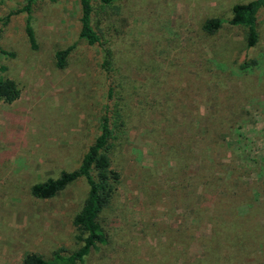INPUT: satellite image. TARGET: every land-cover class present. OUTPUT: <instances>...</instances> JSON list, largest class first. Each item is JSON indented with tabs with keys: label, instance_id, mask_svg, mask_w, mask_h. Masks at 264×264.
Listing matches in <instances>:
<instances>
[{
	"label": "rangeland",
	"instance_id": "obj_1",
	"mask_svg": "<svg viewBox=\"0 0 264 264\" xmlns=\"http://www.w3.org/2000/svg\"><path fill=\"white\" fill-rule=\"evenodd\" d=\"M248 1L93 0L91 24L113 55L111 98L104 46L79 36V0L32 1L36 49L25 11L0 22V77L20 89L0 101V264L79 248L85 179L50 198L31 186L76 169L116 101L121 177L100 214L108 242L82 264H264V7L252 47L243 27L202 29ZM25 3L0 0V17Z\"/></svg>",
	"mask_w": 264,
	"mask_h": 264
},
{
	"label": "trees",
	"instance_id": "obj_2",
	"mask_svg": "<svg viewBox=\"0 0 264 264\" xmlns=\"http://www.w3.org/2000/svg\"><path fill=\"white\" fill-rule=\"evenodd\" d=\"M26 0L22 8L10 10L4 17H0L2 24H7L10 17L19 12L27 13L25 22V33L32 49H36V39L31 25V3ZM93 0H79L81 9V29L79 36L84 38L90 45L100 44L104 46V60L102 67L107 74L109 82V96L114 92L113 69L111 68L112 51L109 45L101 40V35L91 24ZM105 7L112 6L116 0H95ZM264 7V0H250L245 3H236L232 7V16L229 19L212 17L205 20L202 29L210 34L216 33L224 23L243 27L247 30V46L252 47L257 41L256 16L260 8ZM74 44L56 52L57 65L62 67L65 59ZM7 55L12 53L2 50ZM5 70V66L0 67ZM20 95L18 85L9 78L0 77V101L10 103ZM116 101L115 108L110 114L108 110L102 115L100 122V133L94 142L84 153L80 165L72 171H61L56 178H48L45 181L34 183L31 186V194L36 198H50L64 189L69 183L77 178H84L88 185V192L83 201L81 209L74 215L72 223L79 231L78 238L81 245L78 249L66 253L64 249L58 248L53 252V259H45L35 252H25L20 264H82L93 249L108 242L107 233L100 220V214L111 203L117 186L120 182V172L112 166L111 153L122 139L124 121L119 112L121 106Z\"/></svg>",
	"mask_w": 264,
	"mask_h": 264
}]
</instances>
